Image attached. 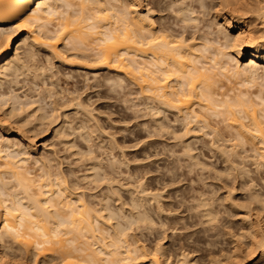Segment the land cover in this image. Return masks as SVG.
I'll return each mask as SVG.
<instances>
[{"label":"bare ground","instance_id":"6f19581e","mask_svg":"<svg viewBox=\"0 0 264 264\" xmlns=\"http://www.w3.org/2000/svg\"><path fill=\"white\" fill-rule=\"evenodd\" d=\"M72 25L76 28L72 29ZM21 32L25 35L22 39L18 36ZM82 38H89L90 42L85 43ZM60 42L66 51L74 52L69 56L76 60L73 63L82 60L86 65L74 66L68 58L57 57L63 53L57 49ZM21 44L26 45L24 58L17 54ZM40 52H44L48 63L33 61L36 66L30 81L32 88L39 87V82L44 81L42 76H52L50 80L56 77L53 69L57 66L48 60L50 57L58 58L62 65L69 64L70 71H74L68 74L83 75L86 81L89 76L95 81L105 75L108 83L119 80L117 84L122 87L125 76L132 85L134 106L139 111L140 107L149 111L148 137L177 142L178 150L170 152L178 155L179 160L174 155L177 163L184 158L188 170L182 166L183 160L180 163L186 173L207 171L225 182L240 179L236 188L247 192L244 205L235 203L233 193L237 189L231 192L228 188L236 183H226L230 191L225 202L231 200L236 210L233 214L238 216L240 212L243 224L237 239L234 234L232 253L224 255L221 250L218 256V243L207 239L213 237L217 227L220 229L218 223L222 219H218L220 209L214 195L208 197L197 189L191 190L194 195H187L195 220L185 219L186 216L153 219V213L159 215L168 209L163 206L165 202L162 204V192L147 187V182L128 186L134 190L129 192L126 188L130 198L123 201L119 194L127 184L116 186L120 178L115 177V172L128 160L118 161L114 153H105L106 162H102L107 167L98 162L100 153L111 154L109 150L118 145L113 144V139H109L114 146L109 147L110 142V149L102 146L106 141L101 145L102 152L98 145L100 153L94 154L99 158L92 154L95 147L89 143L95 140L93 133L102 129L97 126L100 123H92L97 122L96 109L90 108V101L81 98V94L75 95L76 89L67 91L60 85L67 97L62 98L65 101L52 102V106L48 102L42 105V100L37 105L39 99L22 95L14 86L8 91L6 88V92L2 90L7 83L17 85L19 78L31 71L29 61L36 60ZM56 81L50 82L56 86L55 93L59 87ZM111 85L114 87L113 82ZM52 86L46 89L44 83L43 87L51 95L49 99L54 97L50 94ZM49 130L70 150L80 149L75 152L79 159L90 155L92 162V155L96 157L98 163H90L91 168L85 169L91 174L88 171L81 177L90 183H108L100 199L91 196V200L89 193L88 199L87 190L85 195L83 187L77 188L80 185L76 172L77 180L70 182L63 168L55 170L59 162H55L58 155L55 157L54 152L58 151L48 148L45 142L42 151L38 150V138ZM75 140L89 144L88 151L75 145ZM203 148L218 154L220 169L204 159ZM250 156L256 158L254 170L247 168ZM34 167L40 170L35 168L37 171L33 172ZM131 176L129 179L133 180ZM82 178L81 185L87 182ZM254 180L264 182V0H0V264H253L248 258L253 253L258 252L264 259V192ZM89 184L85 187L92 189ZM121 198L117 207L111 205ZM184 199L182 203L187 206ZM199 224L203 228V235L199 234L202 240L195 238V232L181 233ZM158 228L153 243L149 234L158 233ZM169 230L174 232L170 233L172 236L181 233L185 241L180 239L178 247L172 243L166 246L163 241L169 238ZM239 240L242 243H237ZM199 252L205 256H198Z\"/></svg>","mask_w":264,"mask_h":264},{"label":"rangeland","instance_id":"374dc122","mask_svg":"<svg viewBox=\"0 0 264 264\" xmlns=\"http://www.w3.org/2000/svg\"><path fill=\"white\" fill-rule=\"evenodd\" d=\"M73 26V25H72ZM74 28H76V26L74 27H72V29H74ZM70 29V28H69ZM72 29H70V30H72ZM75 31V30H74ZM73 31V32H74ZM72 31H70V33H71ZM72 32V33H73ZM18 36H20V39H22V37H25V35H23V32H21ZM84 39V40H83ZM81 40H83V41H85V43L87 42H90V40H89V38H82ZM87 40H89V41H87ZM61 43V44H60ZM60 43H58V45H57V49H59L60 50V48H61V50L59 51L60 53H61V51L63 52V53H61L60 54V56H57V57H63L62 59H64L65 57L66 58H68L67 59V61L69 60V62H70V60L72 61V59H70L69 58V56H71L72 54H74V52H72V49H71V47L69 46V49H71V50H65L67 47L66 46H64L63 45V42H60ZM18 45L19 44H16L15 45V47L17 48L18 47ZM64 46V47H63ZM66 47V48H65ZM62 48H64L63 50H62ZM26 49V45L24 46V45H20L19 46V49L17 50V54L19 55V57L20 58H24L23 56L25 55L24 53H25V50ZM69 51H71V52H69ZM75 51V50H74ZM15 53H14V55L16 54V49H15V51H14ZM44 52H40L39 54H37L38 56H36L37 57V59L36 60H31V62L29 61V63L28 64H30L29 66H30V68H31V71L29 72V71H26L25 73H26V75H25V73H24V75H22L20 78H19V83H17V85L15 84H11L10 85V83H7L6 84V86L4 87V88H2V90H4L5 92H6V90L8 91L9 90V88H11L12 86H14L13 87V89L14 90H16L17 92L19 91L22 95L23 94H28V96L30 95V97H33V98H35V100H38L39 99V101L40 102H38L37 101V105L38 104H40V103H42V101H43V103H42V105H47L46 103L48 102V104H50L51 103V106H52V102H54V101H56L57 103L58 102H62L64 99H62L63 97H67V93L66 92H64V90H63V88L65 89V90H69V91H74L75 89H76V91H77V94L75 93V95H79V94H81L80 96H82L81 98H83L84 100H86V101H90L88 104H89V106H90V108H91V106H92V108L95 110L96 109V111H94V118H95V116H98V117H96L95 118V121H97V122H92L93 124L94 123H96V125L98 124V123H100V125H97V126H99L98 128H100V130L103 132H101V131H99L100 132V135H98L99 134V132L97 133V131H96V133L94 134L93 133V138H95V140L93 139V141L92 142H90L89 144H91L90 146H92L93 148L95 147V150L93 151V153L92 154H94V152H95V154H99L100 152H102L101 150H102V148H104V147H107V148H109V147H114V146H116V148L114 149V148H109L110 150L109 151H111V154L110 153H107V152H102V154L100 153V156L99 155H95L97 158H99V157H102V158H100L101 159V161H99L100 159H98V162H100V163H103L104 164V167L103 168H106L107 166L106 165H108L107 163L105 164L104 162H102L103 160L106 162V155L107 154H109L110 156L112 155L113 156V153H114V155H116V157L114 158V157H112V158H114L115 160L116 159H119L118 161H121L122 159L124 160H128L126 163L127 164H124V161H123V163H121V165H122V167H120L121 169H119V167L118 166H121V165H118L117 167H115V169L117 170V172L119 173V171H120V177H119V174H117V172H115L116 173V175H118V176H115V173H114V176L115 177H117V178H120V180H118V182L120 181H122V183H118L117 182V184L118 185H116V186H121V184H127L126 186H124V187H122L121 188V190H120V194L119 195H121L122 196V198H124L123 199V201H125V200H129L128 199V197L130 198V194H128L129 192H131V191H133L134 190V188H131L130 189V187L133 185V187L134 186H136L138 183V181L140 182H147V183H145L146 185H147V187H149V188H154V190L155 189H157L156 191H161L162 193L161 194H163V203L162 204H164V202H165V204L163 205V206H165V209H168V210H172V209H175V211L174 210H172L173 212L172 213H168V212H170V211H168V210H166V211H164L165 213H160L159 215H155V214H157V212L154 214H152L153 216H154V218L153 219H156V220H158V219H182V218H185L184 216H186V217H188V218H185V219H193V220H195V215H192L193 214V212H195V211H193V210H191L188 206H190V204H191V201H189V205H188V201H187V199H188V197H190V195L192 194V195H194L193 194V191H191L192 189H197V192L198 191H201V192H203L204 191V194H205V192H206V195L208 196V197H211V196H213V199L214 200H217L216 201V203H215V205L217 206V209L219 208L220 209V215H219V218L218 219H221L220 220V222H221V224H220V222L218 223V226H220V229H219V227H217L218 229H216V230H218V231H215V233L213 234V237L211 236V238L209 237V238H207V239H210V240H213L215 243L217 242L218 244H216V247H217V245H218V247L216 248L217 249V254H218V256L220 255V253L221 254H229V251H230V253H232V249H233V247L235 246V245H233V244H236V243H233V241H235L234 240V234H235V238L237 239L239 236V233L240 232H242V231H240L241 230V227H243V224H242V222H241V220H240V218H241V215H240V212H239V217L238 216H236L235 214H236V210L234 209V207L232 206V202H231V200H230V202H225V199H226V196H227V194H228V191H230V190H232L231 192H233V188L234 189H237L236 187L238 186V184H239V180L237 179V182H233V181H227V182H225V181H223L221 178H218V177H216L215 175H213L212 173H209V172H207V171H200V170H196V171H193L192 173L190 172H188V173H186V171H185V169L184 168H182V166L184 165V166H186L185 168L188 170V167H187V162L185 163L184 161V158H182L180 161H179V163H177V159L179 160V158L177 157L178 155H175V154H173V151H172V153L170 152L171 151V149H173V150H178L177 148L178 147H180V146H178V147H176L175 148V145H176V143L177 142H173V144L171 143V141L170 142H168V141H166V140H164V139H158V138H154L153 139V137L151 138V137H148L149 136V132H150V129L148 128L149 126H148V121H150L149 119V111L148 112H146L147 110H142V107H140V110L141 111H139V109H138V107L136 108V106H134V102H133V100L135 99V96L133 95L134 93H133V89L131 90V84H130V81H128L129 79H126L125 78V76H123L124 78H123V81L121 82V84L123 85L122 87L120 86V84L118 85L117 84V82L119 81H117L116 83H114V80L112 81V80H108L110 83H108L107 82V78L105 77V75H102V76H99L98 78H94V80L95 81H92V79L93 78H91V76H89L88 77V81H86L85 80V78H83V75L82 76H80L79 74H76V73H73V74H71V75H73L72 77H71V75L70 74H68V73H71V71H74V70H71L70 71V69H72V68H70V67H68V65H62L60 62H59V59L58 58H52V59H48V60H51V63L52 64H55L57 67H56V69H59V70H56V69H53L54 71V74H56V77H57V79H58V82H59V87L57 86V89H58V91H60V93L58 92V91H56V93H55V90H56V88H55V90L53 91V89H54V87H56V86H52V81H56L57 79H56V77L54 76L51 80H50V78L52 77H49V76H42L43 78H41V81L42 80H44L43 82H39L40 84H39V87H37V88H32V83L30 82V81H32L33 79V72L35 71V66H36V63H33V61H35V62H37L38 61V63L40 62V61H43L44 63H48L47 61H45L46 60V57H45V54L44 55H42ZM75 53H79V51L78 52H76L75 51ZM41 55V56H40ZM35 57V58H36ZM57 59V60H56ZM65 60V59H64ZM73 61H76V60H73ZM73 61L72 62H70V63H72L71 65H76V66H79L78 64H81V66H83V65H86V63H84V61H82V60H80V62H75V63H73ZM77 61H78V59H77ZM50 62V61H49ZM54 62V63H53ZM50 63V64H51ZM35 64V65H34ZM83 64V65H82ZM34 65V66H33ZM33 66V67H32ZM70 66V65H69ZM34 68V69H33ZM60 71V72H59ZM64 71H65V73L66 74H68L67 76L65 75V73H64ZM60 74V75H59ZM102 74H103V72H102ZM80 77H79V76ZM48 77V78H47ZM60 77V78H59ZM101 77V78H100ZM55 78V79H54ZM67 78V79H66ZM70 78H71V80H70ZM90 78H91V81H90ZM59 79H60V81H59ZM125 79V80H124ZM73 80V81H72ZM127 80V81H126ZM38 81H40V80H38ZM69 81V82H68ZM97 81V82H96ZM107 83H106V82ZM113 82V85H114V87H116V88H114V87H111L112 85V82ZM121 81V80H120ZM51 82V83H50ZM57 82V81H56ZM57 82V83H58ZM88 82L90 83L89 85H88ZM95 82H96V84H95ZM44 83H45V87H46V89H47V87L49 88V90L51 89L50 88V86H52L53 88H52V91L51 92H54V93H51L50 92V94H53L52 96H54V97H52L51 99H49L50 98V96H49V94H47V92H48V90L47 91H44V89L45 88H43L44 87ZM66 83V84H65ZM87 83V84H86ZM91 83H92V86H91ZM98 83V84H97ZM120 83V82H119ZM224 83L226 84L227 82L226 81H224ZM74 84H76V85H74ZM88 86L87 88H86V85ZM118 86H116V85ZM10 85V86H9ZM60 85H61V87H63V88H61L60 87ZM98 85V86H97ZM29 86V87H28ZM77 86V87H76ZM9 87V88H8ZM92 87V88H91ZM96 87V88H95ZM6 88H8V89H6ZM33 90H32V89ZM41 88V89H40ZM94 88V89H93ZM6 89V90H5ZM42 89H43V91H42ZM1 90V91H2ZM34 90H35V93H34ZM37 90V91H36ZM67 90V91H68ZM78 90H79V92H78ZM27 91V92H26ZM29 91V92H28ZM31 91V92H30ZM33 91V92H32ZM81 91V92H80ZM38 92V93H37ZM39 92H40V97H39ZM41 92H43V93H41ZM61 92H64L63 94L61 93ZM45 93V94H44ZM49 93V92H48ZM133 93V94H132ZM33 94V95H32ZM36 94H37V96H36ZM130 94V95H129ZM44 95V96H43ZM48 95V96H47ZM61 95V96H60ZM62 95H66V96H62ZM42 96H43V98H42ZM36 97H38V98H36ZM47 99H45V98ZM45 99V100H44ZM54 99V100H53ZM56 99V100H55ZM89 99V100H88ZM42 100V101H41ZM53 100V101H52ZM65 101V100H64ZM135 101V100H134ZM44 106V107H45ZM48 106H50V105H48ZM45 107V108H47V109H49V107ZM51 108V107H50ZM99 112L100 114H98L97 115V113L96 112ZM100 116V117H99ZM170 117H171V115H170ZM100 120H99V119ZM98 120H99V122H98ZM92 121H94V120H92ZM102 124V125H101ZM147 126H146V125ZM150 124V123H149ZM104 128V129H103ZM149 129V130H148ZM53 131L52 130H49V132H47V133H45V135L43 134V135H41L39 138H38V140H40L39 141V143H37L38 145L36 146L37 148H38V150H41L42 151V148H43V143L45 142V145H48V148H50V149H52L53 148V150L55 151H58L57 153L56 152H54L55 153V162L57 161V163L59 162V164H57L58 166H56L55 165V162H54V165L56 166V168L57 169H55V170H59V168L61 167V169L62 170H64V174L66 175V176H68V179L70 180V182H72L73 180H77L76 178H78V180H77V182H78V185H80L79 187H77L78 189L80 188V187H83L82 189H84V194L87 192V198H88V195L89 194H91L89 197H90V199L93 197L94 199H100V197H101V194H102V192H106V190H107V188H108V183L107 182H101V183H95V182H91L90 183V181H87L85 178H82L81 176H83L84 177V174H85V176L86 175H88V173L89 174H91V171L90 170H85V169H88V168H91L90 166H91V164L93 165L94 163H96L97 161H96V157H94V155H92L93 156V158H94V160L92 161V162H90V160L88 159V157L90 156H85V155H83V156H85V157H83V158H86V159H83L82 157L79 159V155H77L76 156V154H75V152H76V150L78 149L76 146H74V148L76 147V149H72V150H70V148H69V145H65L63 142H61V141H59L58 139H56V137L55 136H53L54 135V132L52 133ZM95 135H97V137L95 136ZM102 135V136H101ZM100 137V138H99ZM104 137V138H103ZM109 139H113V140H115V141H113V144H115V143H117L118 145H114L113 146V144H112V141L111 140H109ZM57 140V141H56ZM109 140V141H108ZM104 141H106L105 142V144L104 145H102V143L104 142ZM76 142V143H75ZM75 142H74V144L76 145L77 144V146L79 145V148H82L84 151H88V147H86V145H88L89 146V144H85V142H82L81 140H75ZM100 142H101V144H100ZM111 142V144L112 145H110L109 143ZM115 142V143H114ZM63 145H65V146H62V144ZM171 143V144H170ZM40 144H42L41 146H40ZM94 144V145H93ZM96 144V145H95ZM110 146H109V145ZM52 145V146H51ZM98 145H100V152H99V150H98ZM101 145L102 146H104V147H101ZM174 145V148L172 147ZM90 146H89V148H90ZM96 146H97V150H96ZM109 146V147H108ZM177 146V145H176ZM68 148V149H67ZM93 148H92V150H93ZM167 148H169L170 150H168ZM86 149V150H85ZM121 149H123V150H121ZM78 150H80V149H78ZM77 150V151H78ZM83 150H81L82 151V153H84V154H86V152H83ZM105 150H107L108 151V149H105ZM203 153H204V159L205 160H207L208 162H210V163H212L213 165H216V166H218L219 167V169H220V167H221V160L219 159V157H218V154H211L210 153V150L208 149V148H203ZM209 150V151H208ZM64 151V152H63ZM108 151V152H109ZM74 152V153H73ZM170 152V153H169ZM198 152V151H197ZM106 153V155H104ZM57 154V155H56ZM75 154V155H74ZM123 154H124V156H123ZM171 154H173V155H171ZM102 155V156H101ZM107 156V157H110V156ZM177 157V159H176V157ZM211 155H213V157L214 158H212V156ZM73 156V157H72ZM99 156V157H98ZM121 156V157H120ZM125 156H126V158H125ZM58 157H60V158H58ZM104 157V158H103ZM119 157V158H118ZM148 157V158H147ZM209 157V158H208ZM58 158V159H57ZM91 159H93L92 157H90ZM111 158V159H112ZM81 159H83L82 161H81ZM108 159H110V158H108ZM114 159H112V160H114ZM212 159H214V160H212ZM255 159L256 158H254L253 156H250V158L247 160V168L248 169H252V170H254L255 169V166H254V163H255ZM59 160V161H58ZM75 160H76V162H75ZM86 160H89V161H87L86 162ZM182 160H183V163H185V164H182V166H181V163L180 162H182ZM212 160V161H211ZM217 160H218V163H216L217 162ZM130 161V162H129ZM257 161V160H256ZM260 161V159H258V162ZM60 162H62V165H61V163ZM80 162V163H79ZM97 162V163H98ZM107 162H108V160H107ZM129 162V163H128ZM83 163V164H82ZM87 163H88V165H87ZM91 163V164H90ZM79 164V165H78ZM179 164V165H178ZM86 165V166H85ZM90 165V166H89ZM125 165H127V166H125ZM31 166H33V165H31ZM75 166H77V167H75ZM37 167V166H36ZM36 167H34V169H32V170H34L33 172H35V171H37L36 169H39V168H36ZM80 167H81V169H80ZM140 167V168H139ZM36 168V169H35ZM71 169H73V170H71ZM119 169V170H118ZM138 169V170H137ZM172 169V170H171ZM179 169V170H178ZM184 169V170H183ZM40 170V169H39ZM38 170V171H39ZM174 170V171H173ZM105 171H106V169H105ZM129 171V172H128ZM170 171L172 172V173H170ZM181 171V172H180ZM200 172V173H198L197 174V172ZM32 172V173H33ZM66 172V173H65ZM69 172V173H68ZM72 172V173H71ZM75 172H76V175H77V177L75 178L74 176V174H75ZM87 172V173H86ZM135 172V173H134ZM194 172H196L195 174H194ZM38 173H41V172H38ZM37 172L36 173H34V174H38ZM102 174H104V171H102L101 172ZM106 173V172H105ZM130 173L132 174V176L135 174H137L136 175V177L135 176H131L130 175ZM134 173V174H133ZM170 173V174H169ZM204 173V174H203ZM72 175V177H70L71 175ZM197 174V175H196ZM202 175V177H201V175ZM209 174H211V175H209ZM255 173H251L250 175H252V176H254V177H256L255 175H254ZM170 175V176H169ZM190 175V176H189ZM79 176V177H78ZM132 177V179L133 180H131V178L129 179V177ZM166 176V177H165ZM215 176V177H214ZM139 177H141V178H139ZM183 177H185V178H183ZM71 178V179H70ZM80 178H82L83 180L85 179V181H87V182H85V183H82V181H81V183H82V185H84V186H82L81 184H79V180H80ZM116 178V179H117ZM143 178H144V181H143ZM159 178V179H158ZM163 178V179H162ZM73 179V180H72ZM81 179V180H82ZM137 179V180H136ZM154 179V180H153ZM157 179V181H158V183H157V181L155 182V180ZM175 179V181H173ZM176 179H177V182H176ZM187 180V181H184V180ZM191 179H193V181H191ZM202 181H201V180ZM136 180V181H135ZM172 180V181H171ZM180 180H182V181H180ZM219 180V181H218ZM130 181V182H129ZM134 181H135V184H134ZM149 181V182H148ZM222 181V182H221ZM127 182V183H126ZM152 182V183H151ZM160 182V183H159ZM168 184H166V183ZM170 182V183H169ZM172 182H176V183H174V184H172ZM180 182V183H179ZM194 182V183H193ZM203 182H204V184L205 185H203ZM221 182V183H220ZM224 182V183H223ZM254 182V184L256 185V187L258 188V189H260V190H263V192H264V182L263 181H256V180H254L253 181ZM86 183H90L92 186L91 187H93L92 189L90 188V184L88 185L89 186V188L91 189V191H89L88 192V189L86 188L87 186H86ZM95 183V184H94ZM149 183H151V184H149ZM223 183V184H222ZM226 183L228 184V183H230V184H232V183H236L235 185H234V187L232 186V187H230V186H228V188L230 189V190H227L228 188H227V186H226ZM252 183V182H251ZM250 183V184H251ZM116 184V183H115ZM155 184V185H154ZM160 184H161V186H160ZM191 184H193V185H191ZM212 184V185H211ZM95 185V186H94ZM206 185H208V186H206ZM219 185V186H218ZM229 185V184H228ZM86 186V187H85ZM97 186V187H96ZM100 186V187H99ZM128 186H130V187H128ZM165 186V187H164ZM213 186V187H212ZM217 186V187H216ZM223 186H226L225 188L223 187ZM95 187H96V190H95ZM98 187H99V189H98ZM163 187V188H162ZM192 187V188H191ZM220 187V188H219ZM126 188H127V190L129 191H127L126 190ZM162 188V189H161ZM216 190H215V189ZM87 191H86V190ZM89 189V190H90ZM161 189V190H160ZM203 189V190H202ZM102 190V191H101ZM163 190V191H162ZM78 192H80L79 190H77ZM76 191V192H77ZM86 191V192H85ZM127 191V192H126ZM196 191V190H195ZM195 191H194V193H195ZM209 191V192H208ZM213 191V194L211 193ZM190 192H192V193H190ZM234 192L235 193H233V198H235L237 201L235 202V203H237V204H242L243 202L245 203V200H244V198L246 197V195H247V192L245 191V190H241L239 187H238V189L237 190H234ZM80 193H82V191L80 192ZM89 193V194H88ZM208 193V194H207ZM93 194H94V196H95V194H96V198L93 196ZM188 194H190L189 196H187ZM196 194V193H195ZM86 195V194H85ZM99 197H98V196ZM169 195H170V197H169ZM175 195H177V196H175ZM191 195V196H192ZM226 195V196H225ZM92 196V197H91ZM187 198H186V197ZM176 197V198H175ZM182 197V198H181ZM225 197V198H224ZM118 198H120V196L118 197ZM122 198L121 199H119V201H117V202H111V205L112 206H114V207H117V205L118 204H120V203H122ZM184 198H186V200L184 199ZM238 198V199H237ZM89 199V198H88ZM183 199L185 200V201H187V206L186 205H184V201H183ZM191 199V198H190ZM92 200V199H91ZM95 200H93L92 202H94ZM98 201V200H97ZM97 201L95 202V203H97ZM181 201V202H180ZM226 201H228V200H226ZM181 204H179V203ZM182 202H184V203H182ZM166 203H167V205L168 204H170V205H168L170 208H171V206H173L174 208H166ZM226 203V204H225ZM244 203H243V205H244ZM117 204V205H116ZM172 204V205H171ZM240 204V205H241ZM183 205V206H182ZM224 205L226 206V207H224ZM229 205H231V206H229ZM167 206V207H168ZM187 208H189V209H187ZM182 208H184V209H182ZM231 208V209H230ZM177 210V211H176ZM190 210V211H189ZM187 211V212H186ZM230 212H232V213H230ZM189 213H190V215H189ZM233 213H235V214H233ZM195 214V213H194ZM242 214V213H241ZM161 215H163L162 216V218H161ZM170 215V216H169ZM233 215V216H232ZM234 215H235V217H234ZM191 216V217H190ZM192 216H194V218L192 217ZM221 216V217H220ZM157 217H160V218H157ZM197 218V217H196ZM197 219H199V218H197ZM188 221V220H187ZM191 221V220H190ZM185 222H186V220H185ZM192 223H196V221H191ZM200 226H201V224H199ZM197 226L196 225V227L194 228H190V230L189 229H187V230H185V232L184 231H182V230H180L179 229V231L184 235H187L188 233H186V232H189L190 234H192V232L194 233V235L195 236H198V237H195L196 239H199V237H200V232H202V230H203V228H202V226L200 227V226ZM203 227H204V225H203ZM231 229V232L229 231ZM158 230H159V228L157 229V232H158ZM189 230V231H188ZM199 230H201V231H199ZM179 231H175L176 232V234H178V233H180ZM156 232V231H155ZM154 232V235L152 236L151 234H153V233H150L149 235L151 236H149V238L152 240H150L151 242H155L156 243V239L155 240H153L155 237H158L157 235L159 234V232L158 233H155ZM214 232V231H213ZM220 232V233H219ZM233 232V233H232ZM144 233H146V232H144ZM148 233V232H147ZM167 233L169 234H167L168 236H169V238L167 237L166 239H165V242L163 241V243L164 244H166V246H171V243H172V245H174V247L176 246V247H178V245H179V242H180V239H182L183 237V235L180 233V234H178L177 236L175 235V236H172V234H170V233H174V232H171V230H169V231H167ZM197 233H198V235H197ZM230 233V234H229ZM157 234V235H156ZM219 234V235H218ZM232 234V235H231ZM172 237H171V236ZM180 235H182V236H180ZM201 235H203V232H202V234ZM212 235V234H211ZM160 236V235H159ZM180 236V237H179ZM215 236V237H214ZM237 236V237H236ZM153 238V239H152ZM192 239V238H191ZM200 239L202 240V236L200 237ZM199 239V240H200ZM193 241L195 240L194 238L192 239ZM216 240V241H215ZM243 240V239H242ZM184 242L185 240H181V242ZM189 241H191V240H189ZM249 240L248 239H244V242H248ZM182 242V243H183ZM243 242V243H244ZM152 243V244H153ZM170 243V244H169ZM188 244H190L191 242H187ZM237 243H242V241L241 240H239V242H237ZM169 244V245H168ZM192 244V243H191ZM190 244V245H191ZM219 250V251H218ZM222 250V251H221ZM221 251V252H220ZM220 252V253H219ZM202 254V255H201ZM224 254V255H225ZM197 255L198 256H205L204 255V253H197ZM240 255L243 257V256H245V253L243 254L242 252L240 253ZM261 255H259V253L258 252H256L255 254L253 253V254H251V256L250 257H248V256H246V257H248V258H250L249 259V261L251 262H253V264H264V259L263 258H261L260 257Z\"/></svg>","mask_w":264,"mask_h":264}]
</instances>
